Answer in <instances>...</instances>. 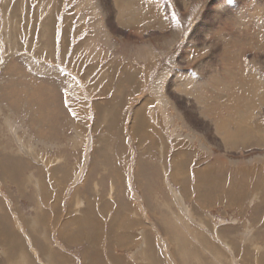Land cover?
<instances>
[{"label":"rangeland","instance_id":"1","mask_svg":"<svg viewBox=\"0 0 264 264\" xmlns=\"http://www.w3.org/2000/svg\"><path fill=\"white\" fill-rule=\"evenodd\" d=\"M139 1L0 0V264H264V10Z\"/></svg>","mask_w":264,"mask_h":264},{"label":"bare ground","instance_id":"2","mask_svg":"<svg viewBox=\"0 0 264 264\" xmlns=\"http://www.w3.org/2000/svg\"><path fill=\"white\" fill-rule=\"evenodd\" d=\"M147 1V0H146ZM151 1V0H150ZM149 0H148V2H150ZM228 1V0H227ZM254 1V3H248V5H249V8L250 7H253V8H255L256 9V7L258 6L259 8L258 9H262V10H264V8L262 7L263 6V1L264 0H253ZM131 2H132V0H131ZM139 2H142V0L141 1H139ZM152 2H153V0H152ZM225 2V1H224ZM119 3V4H118ZM136 3H137V1H136ZM135 3V4H136ZM142 3H145L144 2V0H143V2ZM99 4V3H98ZM104 4H106V2L104 1ZM107 5V4H106ZM132 5V4H131ZM134 5V4H133ZM140 5V4H139ZM147 5H148V3H147ZM152 4H150V6H151ZM221 6L222 5H224V4H220ZM226 5V4H225ZM224 5V6H225ZM111 6H112V8L114 9V12H112L111 13V10H110V13L109 14H107L109 17H124L125 15H127V17H128V20L130 21V22H133V21H135L136 19H138L137 17L138 16H136V8L134 7V8H130V3H129V0H113V2L111 3ZM150 6H149V8H150ZM148 7V6H147ZM225 7H227V6H225ZM138 8V7H137ZM217 8H218V6H217ZM220 8V7H219ZM224 9V7H221V9ZM241 9H239V6H238V9L235 11V16L241 21V18L242 17H246V15H249L250 14V11L249 10H245V8H243V7H240ZM222 9V10H223ZM227 9V8H226ZM225 9V10H226ZM149 11V10H148ZM261 12V11H260ZM260 12L258 13V15L260 14ZM141 13V12H140ZM226 14H228V13H226ZM233 14V13H232ZM263 14V13H262ZM149 15V14H148ZM256 15V14H255ZM145 16V15H144ZM143 16V17H144ZM147 16V15H146ZM263 15H261L260 17H262ZM105 17V16H104ZM148 17V16H147ZM150 17V16H149ZM253 17V16H252ZM258 17V16H257ZM264 17V16H263ZM151 18H153L152 16H151ZM125 19H127V18H124V22H125ZM257 19V18H256ZM130 22H128V24H130ZM136 22V21H135ZM258 22H260V20L259 21H257V24H258ZM134 23V22H133ZM261 23V22H260ZM259 23V24H260ZM125 24H127V22L125 23ZM124 24V25H125ZM259 24H258V26H259ZM123 26V25H122ZM133 26H134V24H133ZM264 27V26H263ZM257 28V27H256ZM256 32V31H255ZM252 36V35H251ZM253 37V36H252ZM207 45V44H206ZM208 46V45H207ZM207 48V47H206ZM212 48V47H211ZM200 49V48H199ZM206 65V64H205ZM238 68H239V64H238ZM195 72H196V70H195ZM203 74V73H202ZM201 74V75H202ZM248 76H250V75H248ZM202 77V76H201ZM205 78H207V79H210V80H212V77L210 76L209 77V75H208V77H205ZM241 78H242V75H241ZM252 77H250V81H249V83H250V87H257L258 85H260L259 84V82H257V81H255L256 80V78H255V76H253V78L251 79ZM203 79V78H202ZM248 80V79H247ZM257 80H259V78H257ZM242 82H243V84L245 83L243 80H241ZM173 82V81H172ZM205 82V81H204ZM207 82V81H206ZM204 84V83H203ZM234 84H235V81H234ZM249 85V84H248ZM237 86H239V84L237 85ZM241 87V86H240ZM264 87V86H263ZM244 88H246V87H244ZM212 94V93H211ZM211 94H210V96H211ZM186 95V94H185ZM220 96V95H219ZM248 96H250V95H248ZM248 96L246 97V98H244L243 97V100L245 101H248V100H250V98H248ZM222 97V96H221ZM220 97V98H221ZM218 99H219V97H218ZM208 104V103H207ZM212 106V105H211ZM229 106V105H228ZM229 108V107H228ZM229 111H230V109H229ZM195 112V111H194ZM212 112V111H211ZM237 112V111H236ZM236 114V113H235ZM242 121V120H241ZM229 122H230V120L229 119H222V120H220V121H218V126H214V129H216V132H218L217 131V129H218V127H219V129L221 128V129H223V128H227V130L225 131V136L223 137V138H227V136L228 135H230V131H229V128H231V127H229ZM241 123H243V122H241ZM234 124H236L235 126L236 127H238V122L237 121H235V123ZM233 127V126H232ZM249 127V126H248ZM251 128H253L252 126H251ZM238 129H239V131H241V129L238 127ZM246 129V128H245ZM245 129H243V131L245 130ZM247 129H249V128H247ZM250 130V129H249ZM255 130V129H254ZM246 131V130H245ZM256 131H257V129H256ZM256 131H254V132H252L251 134H253L254 136H252V138L254 137V140L258 143V141H260V142H263L261 139H263L264 138V136L263 137H260L259 135H256L257 133H256ZM237 132V131H236ZM247 132V131H246ZM249 132H251V131H249ZM222 133V132H221ZM222 135V134H221ZM249 135V134H248ZM247 135V136H248ZM251 136V135H250ZM220 137V136H219ZM244 137V136H243ZM245 139L247 138V137H244ZM251 138V139H252ZM261 138V139H260ZM260 139V140H259ZM224 140V139H223ZM248 140V139H247ZM225 141H227V139L225 140ZM244 141V140H243ZM230 142H231V140H230ZM259 142V143H260ZM232 143V142H231ZM258 143V144H259ZM223 144V143H222ZM230 145V144H229Z\"/></svg>","mask_w":264,"mask_h":264},{"label":"crops","instance_id":"3","mask_svg":"<svg viewBox=\"0 0 264 264\" xmlns=\"http://www.w3.org/2000/svg\"><path fill=\"white\" fill-rule=\"evenodd\" d=\"M4 235L6 234V233H3ZM8 234H10V233H8ZM6 236H8L7 234H6ZM15 239L17 240V233H15ZM18 241V240H17ZM12 245V244H11ZM12 246H14V245H12ZM17 247H18V249L20 250V249H23L24 250V248H25V246L24 245H22V243H17L16 245H15V249H17ZM13 248V249H14ZM26 249V248H25ZM26 255H27V253H24V257H26ZM28 257L30 258V256L28 255ZM20 258H23V257H21L20 256ZM24 259V258H23ZM31 259V258H30ZM24 260H26V259H24ZM11 261H13V260H11ZM10 261V262H11ZM19 261H22V260H19Z\"/></svg>","mask_w":264,"mask_h":264}]
</instances>
